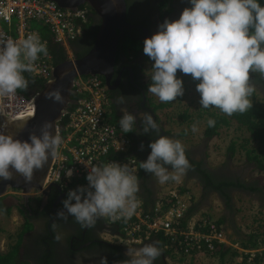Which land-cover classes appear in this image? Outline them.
I'll use <instances>...</instances> for the list:
<instances>
[{
    "label": "clouds",
    "instance_id": "1",
    "mask_svg": "<svg viewBox=\"0 0 264 264\" xmlns=\"http://www.w3.org/2000/svg\"><path fill=\"white\" fill-rule=\"evenodd\" d=\"M188 2L190 6L177 19L165 18L157 31L144 39L143 53L153 62L147 92L161 103L183 96L185 89L183 79L177 76L179 70L198 81L200 107H214L227 116L245 113L252 107L250 97L255 91L250 73L264 76V4L261 0ZM40 54L47 55L48 48L38 34L13 39L0 33V96L28 88L29 80L24 73L32 72ZM45 95L60 103L65 101L60 88ZM124 102V96L117 97L116 103ZM120 111L119 126L123 133L136 130V115L123 107ZM140 123L143 133L151 131L156 138L149 142L150 153L139 168L161 185L180 183L191 167L183 144L179 139L159 135L160 127L148 111L140 117ZM215 123L213 118L207 120L208 127H214ZM191 131L199 132L198 124L194 123ZM62 144L63 138L52 122L43 125L41 135L30 133L27 140L0 131V180L11 179L10 169H14L30 182L34 170L42 169ZM140 147L143 149V143ZM86 166L87 185L67 193L63 209L57 211L56 217L66 220L71 216L81 228L93 227L99 218L113 222L131 219L141 204L137 196L138 169L117 161L102 164L89 161ZM65 175L71 177L72 169ZM54 239L61 240L62 234L56 233ZM162 252L156 242L139 248L129 246L125 264H154ZM101 264H108L106 257L101 258Z\"/></svg>",
    "mask_w": 264,
    "mask_h": 264
},
{
    "label": "built area",
    "instance_id": "2",
    "mask_svg": "<svg viewBox=\"0 0 264 264\" xmlns=\"http://www.w3.org/2000/svg\"><path fill=\"white\" fill-rule=\"evenodd\" d=\"M90 10L88 4L65 8L54 0H0V33L13 39L36 33L47 46L53 42L69 48L70 43L83 34ZM34 21L42 27L32 26ZM53 68L51 55L40 54L30 73L47 83L53 79ZM73 89L74 106L57 126L63 144L54 156L44 187L58 184L69 192L86 186L89 170L86 163L89 161L94 164L128 163L138 169L140 181L139 161L137 156L130 154V132L121 130V116L113 119L103 77L78 74L73 80ZM36 95L28 97L18 89L15 94L0 96V108L10 119L23 118L36 110ZM68 169H72L71 177L65 175ZM170 185L159 195L152 212L145 211L143 199L137 194L141 204L131 219L113 222L106 218L111 225L121 224L119 231L106 232L111 237L110 242L139 248L160 236L164 249L171 254L169 259L177 263L180 258L215 254L219 246L227 242L222 224L209 216L198 219L188 216L194 194L183 180ZM244 252L248 254V262L257 254L256 250ZM261 264H264V254Z\"/></svg>",
    "mask_w": 264,
    "mask_h": 264
},
{
    "label": "flooded vegetation",
    "instance_id": "3",
    "mask_svg": "<svg viewBox=\"0 0 264 264\" xmlns=\"http://www.w3.org/2000/svg\"><path fill=\"white\" fill-rule=\"evenodd\" d=\"M126 3H128L127 20L130 23L142 25L145 29L126 30L138 45L143 44L145 37L157 31L159 24L165 18L177 19L182 10L190 6L188 0H169L164 7H162L164 0H128ZM89 22L91 25L84 29L83 34L73 44L77 52L85 51L90 46L94 28L101 22L99 15L92 8L89 12ZM124 44L122 41L118 48L113 72L103 79L113 118L122 115L120 111L122 107L137 117L136 130L129 134L130 150L141 163L150 153L148 144L156 138V134L151 131L149 133L142 132L140 117L148 111L160 127L159 135H169L172 132L167 130L161 122L159 111L165 106L159 107V105L164 103L156 101V97L147 92V87L151 83L148 73L150 74L152 71L153 62L144 55L143 49H137L135 54L131 49H126ZM58 51L62 54L60 48ZM76 57L73 53V57L68 58ZM183 76L187 77L188 75ZM250 81L255 84V91L264 97V76L259 73H250ZM191 82L190 79L185 80L184 93L188 91ZM40 85L39 80L30 81L27 90L34 94L39 91ZM119 96H124L123 105L116 103ZM73 99L74 102L70 108L75 103L76 94H73ZM189 125L192 126L190 123ZM141 143L144 145L143 149L140 147ZM199 150L200 148L192 151L193 160L197 159L196 155H199ZM250 167L251 165L246 166L245 163L239 168L227 165L214 170L213 173L221 178L238 177L243 179ZM193 174L194 169L190 168L186 176L190 177ZM147 182L152 189L155 188L156 183L153 178ZM67 193L63 187L55 184L45 186L44 190L34 189L29 197H26L21 190L9 189L8 194L0 198L1 213L12 214L15 210L23 220L17 228V237L21 232L24 233L18 252L20 258L18 264H101L102 257L107 258L108 264H125L129 258L126 256L128 246L105 239L103 235L113 226L106 218H99L91 228H81L71 216H68L66 220L56 217L57 211L63 209L62 201L67 197ZM8 207L10 208L9 212L6 209ZM56 233L62 234L61 240L54 239ZM162 256L163 258H157L154 264H174L173 260L164 257L163 252Z\"/></svg>",
    "mask_w": 264,
    "mask_h": 264
},
{
    "label": "trees",
    "instance_id": "4",
    "mask_svg": "<svg viewBox=\"0 0 264 264\" xmlns=\"http://www.w3.org/2000/svg\"><path fill=\"white\" fill-rule=\"evenodd\" d=\"M169 0H164V3L162 4V7H164ZM128 2V0H126ZM261 3L264 4V0H261ZM128 4V3H127ZM91 24L88 22L85 26V28L89 27ZM100 27V22L97 24L94 28V36L92 43L90 46L82 52H77L74 49V42L78 39L73 40L70 43V48L72 49L73 53L77 57H83L85 54L89 52V50L92 48L95 38L97 35V32ZM45 36H49L46 32L43 33ZM122 41H124V45L126 46L125 48L128 50H132L136 54V50L140 49L141 50V44L138 45L137 42L132 40L130 37V34L128 31L125 33L124 38H122L119 42V46L122 44ZM48 54L51 55V60L53 64H58L62 61H64L66 58H68V53L67 49L65 46L57 43H50L48 46ZM58 48L62 51V54L59 53ZM25 77L30 81H37L41 83L39 87V91L43 89L45 81L39 78H35L31 75V73L25 72L24 73ZM183 86L185 85V80H191V84L195 86L196 89V83L198 81H194L190 75L187 77H183ZM28 89V88H27ZM23 90L19 89V91L23 94H25L28 97H31L34 94H37L39 91H36V93L33 94V92H28V90ZM75 98V96H74ZM250 101L252 103V107L246 111L245 113H234L231 116H227L224 113H222L219 109L217 108H208L204 109L205 111L202 114H198V120H201L204 118L206 120L205 122V129H204V135L207 138H215L219 135L220 130L228 127L232 121H237L238 124L241 127H245L251 134V137L248 139V143H257L258 148L254 147H246L245 153H246V158L247 162L245 163L246 166L251 165V167L248 169L249 174L252 170L258 169L261 172H264V103L258 101L256 99V92L254 91L253 95L250 97ZM164 104H160L159 107L163 106ZM74 106V105H73ZM73 106L71 108H73ZM165 106V105H164ZM187 117V116H186ZM209 118L215 119L216 123L214 127H208L207 126V120ZM66 119V118H65ZM64 119V120H65ZM114 120L117 118H113ZM236 145L237 142L233 141L231 142L230 146H228L227 149V157L230 158L231 160L235 157L236 153ZM192 151L193 149H185V155L188 158L191 169H194V174L196 177L199 178L203 186L207 188H213L215 190L221 191L226 195H229L230 192L233 190H240L242 192H249V193H254L255 195H258L259 199L261 202H264V188L260 187V181L254 178H249V180L245 179H240V178H221L215 176L213 171L209 170L207 167H204V159L201 160V162L196 161V159L193 160L192 158ZM130 154H133L130 150ZM135 155V154H134ZM136 156V155H135ZM140 164V162H139ZM223 166H229L232 167L231 163L225 162L222 164ZM222 167V166H221ZM234 168H239V167H234ZM219 169V168H218ZM247 171V172H248ZM153 178L156 186L154 189L150 185H148V180L150 178ZM139 192L138 195L143 199L144 202V209L146 212H152L153 208L155 206L156 200H157V180L154 176H152L150 173H146L143 169H140V182H139ZM7 211H10V208H6ZM107 220V219H106ZM107 223V221H106ZM219 223V222H218ZM220 224V223H219ZM121 224H114L111 228V232H117L120 230ZM29 226L27 227V229ZM224 228V227H223ZM108 229V228H106ZM226 231V230H225ZM23 232L18 234L17 240L15 244H13L10 249L6 252H0V264H18L20 261V258L18 256L19 252V247L22 241L23 237ZM162 237L157 236L154 238V240H151L150 243H158V246L163 250L164 257H169L170 252L169 250H165L163 247V241ZM149 243V242H147ZM145 243V244H147ZM238 243L240 247L244 250H256L257 254L256 257L252 262H248V254L246 252H239L237 248H234L233 246L229 248H225V244H222L219 246L218 251L222 254V256L225 255H230L231 257L235 258L239 255H243V262L244 264H261L262 260V255L264 254V249L260 250L261 248L264 247V224L261 223L258 225L256 229H254L251 233L246 234L244 233L243 235L239 236ZM216 252V253H217ZM159 258H163L162 254ZM185 258H180L179 262H183ZM191 264H197L195 261H191Z\"/></svg>",
    "mask_w": 264,
    "mask_h": 264
},
{
    "label": "water",
    "instance_id": "5",
    "mask_svg": "<svg viewBox=\"0 0 264 264\" xmlns=\"http://www.w3.org/2000/svg\"><path fill=\"white\" fill-rule=\"evenodd\" d=\"M65 8H77L89 4L101 19L92 48L83 57L68 58L54 65L53 79L44 84L42 90L36 95V110L20 119L6 117L0 108V131L11 133L15 138L27 140L30 133L41 135L43 125L52 122L57 131L58 124L69 112L74 102L73 80L78 74H98L108 77L114 70L119 42L125 32L132 28H142V25L130 23L127 20L126 0H54ZM147 32V31H145ZM149 35V34H148ZM60 88L64 103L46 98L45 93ZM54 156L42 169L34 170L33 178L26 182L24 177L10 169L13 173L9 180H0V198L8 194L9 189H18L29 197L34 189H43L48 171Z\"/></svg>",
    "mask_w": 264,
    "mask_h": 264
},
{
    "label": "crops",
    "instance_id": "6",
    "mask_svg": "<svg viewBox=\"0 0 264 264\" xmlns=\"http://www.w3.org/2000/svg\"><path fill=\"white\" fill-rule=\"evenodd\" d=\"M189 90L194 91L195 86L193 84H190ZM172 108L173 107L166 108L165 106L159 111L161 114V122L167 130L170 129V123L175 124L174 122H176L177 117L174 116L171 120L165 117L164 109L170 110ZM186 111L187 108L182 114L178 116V122L187 119V121H190L193 124L194 117H192L191 115L189 116ZM204 129L205 128L203 127V130ZM176 131L178 130L176 129ZM171 132L172 133L167 136L173 139H179V134L175 133L174 131ZM194 136L198 138V141H200L196 142L197 144H195V146L191 148L193 150L200 148L198 153L199 157L196 155V161L201 162V160L204 159L203 166L207 167L211 171H214L220 168L221 166L223 167L222 163L224 161L216 166L212 163V159L215 156L213 152L215 150L214 147H212V143L215 142V138H207L204 135L203 131L200 135ZM234 159L235 157L232 159V161ZM237 163L238 162H233L231 163L233 164L231 166L240 167L243 165H239ZM249 178H252V176L249 174L248 171L244 176V180H249ZM182 180L194 194L193 202L188 210V216L194 217L196 219L201 218L203 216H209L217 220L220 224H222V226L226 230L227 242L225 243V248L233 246L234 248H237L239 252H243L244 249H242V247H240L238 243L239 236L243 235L244 233H251L254 229L258 227L259 224L264 223V202H261L258 195H255L254 193L233 190L229 193V195H226L223 192L215 190L213 188L206 189L199 180V178L195 175L190 177L185 175ZM171 183L173 182H168L161 185L157 182L156 197L158 198L160 194L167 191L171 186ZM260 184V187L264 188V184ZM257 215H259V218ZM263 249L264 247L260 250ZM235 258L238 261H241L243 260V255H239ZM235 258L231 257L229 254L222 256L220 252H217L213 255L199 254L197 257H191L190 260L186 259L185 262L187 264H191V261H195L197 262V264H227L228 262H232ZM185 262H179L178 264H183Z\"/></svg>",
    "mask_w": 264,
    "mask_h": 264
},
{
    "label": "rangeland",
    "instance_id": "7",
    "mask_svg": "<svg viewBox=\"0 0 264 264\" xmlns=\"http://www.w3.org/2000/svg\"><path fill=\"white\" fill-rule=\"evenodd\" d=\"M32 26H36L38 28L42 27V24L39 22H31ZM141 49H143V44L140 45ZM68 56L73 57V51L69 47L67 48ZM145 55V54H144ZM149 69V68H148ZM179 72V70H178ZM180 73V74H179ZM177 73V76L182 78L184 77L183 73L179 72ZM188 91L184 93L183 96L177 97L174 101L164 103V105L167 107H173L170 110L164 109L165 117L169 118L170 120L175 116L177 117L175 124L170 123V131H174L175 133L179 134V140L184 146V149H189L195 146L197 144L198 138H196L194 135H200L205 128V122L206 120L201 119L198 120V114H202L205 110L204 108L200 107L199 104V93H197L196 89L193 91ZM256 92V91H255ZM256 99L262 103H264V97L261 96L259 92H256ZM156 101H159V99L156 97ZM187 108L186 113L192 117H194V123L198 124L199 132L193 133L191 131V127L189 125L190 121L181 120L178 122V116L182 114L185 109ZM178 122V123H177ZM193 123V124H194ZM190 124H192L190 122ZM192 124V125H193ZM168 127V126H167ZM176 129L178 131H176ZM251 137L250 132L245 128L241 127L237 121H232L231 124L228 127H225L220 130V133L217 137H215V142L212 143V147H214V154L215 156L212 159V163L216 165L221 164L223 161H228L229 163L238 162L237 164L242 165L247 162L245 149L246 147H254L258 148L257 143L249 144L247 141ZM183 141V142H182ZM236 141V153H235V159L232 161L230 158L227 157V149L228 146H230L231 142ZM237 160V161H236ZM223 162V163H224ZM222 163V164H223ZM250 175L252 178L259 180L262 184H264V172L259 171L258 169H254L250 172ZM258 214V213H255ZM260 214V213H259ZM259 218V215H257ZM264 217V214H263ZM22 218L17 214V212L14 210L12 214L8 213H1L0 212V252H6L10 249V247L16 242L17 239V233H18V226L22 223ZM264 224V223H263ZM105 239L111 241V237L108 234L103 235ZM190 256L186 257V259L190 260ZM174 264H178L174 262ZM227 264H244L243 260H237L236 258L232 262H228Z\"/></svg>",
    "mask_w": 264,
    "mask_h": 264
}]
</instances>
